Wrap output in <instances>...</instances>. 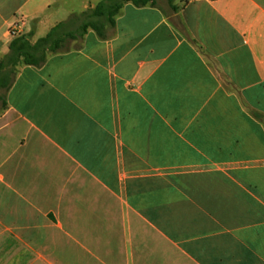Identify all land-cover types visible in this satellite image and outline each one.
Returning <instances> with one entry per match:
<instances>
[{"label":"crops","instance_id":"obj_1","mask_svg":"<svg viewBox=\"0 0 264 264\" xmlns=\"http://www.w3.org/2000/svg\"><path fill=\"white\" fill-rule=\"evenodd\" d=\"M95 1L0 0V60ZM154 1L19 69L0 264H264V0Z\"/></svg>","mask_w":264,"mask_h":264},{"label":"trees","instance_id":"obj_2","mask_svg":"<svg viewBox=\"0 0 264 264\" xmlns=\"http://www.w3.org/2000/svg\"><path fill=\"white\" fill-rule=\"evenodd\" d=\"M125 3L136 7L154 6V0H105L92 11L71 16L68 21L57 24L48 34L34 43L31 35L14 38L8 53L0 60V113L7 108L6 96L12 88L23 66L42 67L48 58L54 54H63L77 49L67 46L69 41H79L89 30H94L102 39L108 37L106 29L115 26V17L120 13ZM74 24L67 30L68 24Z\"/></svg>","mask_w":264,"mask_h":264},{"label":"rangeland","instance_id":"obj_3","mask_svg":"<svg viewBox=\"0 0 264 264\" xmlns=\"http://www.w3.org/2000/svg\"><path fill=\"white\" fill-rule=\"evenodd\" d=\"M103 1H105V0H103ZM103 1H99V2L95 1V2L92 4L93 8H92V9H87L86 12L89 13L90 11H92V10L94 9V6H97L100 2H103ZM79 14H82V13H79ZM73 26H74V24L71 23V24H68L66 28H67V30H71V29H73ZM30 35H31V34H30ZM20 36H22V34H20ZM13 39H14V38H13ZM13 39H12V40H13ZM32 42L34 43L35 40L33 39ZM67 46H68L69 48L73 49V48L79 46V41H69L68 44H67Z\"/></svg>","mask_w":264,"mask_h":264},{"label":"built area","instance_id":"obj_4","mask_svg":"<svg viewBox=\"0 0 264 264\" xmlns=\"http://www.w3.org/2000/svg\"><path fill=\"white\" fill-rule=\"evenodd\" d=\"M20 24H15L11 29H10V35L13 38L19 37L20 36Z\"/></svg>","mask_w":264,"mask_h":264}]
</instances>
